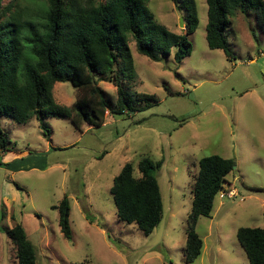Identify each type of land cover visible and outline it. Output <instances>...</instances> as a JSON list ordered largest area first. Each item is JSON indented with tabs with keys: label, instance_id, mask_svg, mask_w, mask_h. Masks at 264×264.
Returning a JSON list of instances; mask_svg holds the SVG:
<instances>
[{
	"label": "rangeland",
	"instance_id": "1",
	"mask_svg": "<svg viewBox=\"0 0 264 264\" xmlns=\"http://www.w3.org/2000/svg\"><path fill=\"white\" fill-rule=\"evenodd\" d=\"M8 1L0 0V7ZM18 1L36 14L45 7L37 0ZM195 4L198 27L188 36L192 51L181 62L174 61V49L152 61L129 44L135 75L123 83L130 93L156 96L147 108L134 102L139 111L132 114L109 109L102 126L81 129L70 118L50 115L43 119L48 138L35 117L16 123L0 113L8 139L0 151V264H18L7 233L17 222L35 247V264H248L236 230L264 227V34L252 11L231 17L226 39L234 58L228 60L221 49L207 46L206 0ZM147 6L167 29L185 32L186 14L172 0H147ZM94 76L114 110L115 86ZM76 93L68 81L53 85L59 104L71 106ZM211 154L231 159L233 169L210 216L198 218L195 230L203 247L188 263L184 248L193 177L198 160ZM142 158L160 162L153 172L163 214L148 235L117 219L110 191L126 162L134 177L140 176ZM231 190L235 196L228 195ZM64 196L70 239L52 208Z\"/></svg>",
	"mask_w": 264,
	"mask_h": 264
},
{
	"label": "trees",
	"instance_id": "2",
	"mask_svg": "<svg viewBox=\"0 0 264 264\" xmlns=\"http://www.w3.org/2000/svg\"><path fill=\"white\" fill-rule=\"evenodd\" d=\"M37 1L45 4L38 9L39 14L20 7L18 0H9L0 7V113L16 123L35 117L42 123L40 127L47 138L44 117L70 118L76 129H81L83 124L100 127L109 109L115 115L132 114L139 111L134 102L145 105L141 110L155 102L154 94L130 93L128 85L124 86L123 79L130 80L135 75L130 42L139 54L152 61H160L174 49L173 59L179 63L192 51L188 36L199 22L195 0L179 3L172 0L186 14L184 33L172 32L159 23L147 0ZM206 3L207 46L221 49L228 60L234 58L226 39L231 17L252 11L264 34V0H206ZM94 74L105 76L115 86L114 110ZM63 81L70 82L77 91L71 106L59 104L53 98V85ZM7 145L8 139L0 127V151H5ZM159 166L160 162L154 164L142 158L137 165L140 176L134 177L132 164L126 162L110 188L117 219L134 224L145 235L154 230L163 214L161 193L153 172ZM232 169L231 159L216 154L198 160L184 248L188 263L201 254L203 247L195 230L198 218L210 216L214 199L228 183ZM52 208L58 210L60 231L70 239L68 198L64 196ZM7 233L16 245L18 264H35V247L28 241L22 225L15 223ZM236 239L248 264H264V227H239Z\"/></svg>",
	"mask_w": 264,
	"mask_h": 264
},
{
	"label": "water",
	"instance_id": "3",
	"mask_svg": "<svg viewBox=\"0 0 264 264\" xmlns=\"http://www.w3.org/2000/svg\"><path fill=\"white\" fill-rule=\"evenodd\" d=\"M179 25H180V26L183 25L182 17L179 18Z\"/></svg>",
	"mask_w": 264,
	"mask_h": 264
},
{
	"label": "built area",
	"instance_id": "4",
	"mask_svg": "<svg viewBox=\"0 0 264 264\" xmlns=\"http://www.w3.org/2000/svg\"><path fill=\"white\" fill-rule=\"evenodd\" d=\"M222 195V194H221ZM229 196H231V195H234V191L233 190H231L230 191V194H228ZM235 196V195H234Z\"/></svg>",
	"mask_w": 264,
	"mask_h": 264
}]
</instances>
